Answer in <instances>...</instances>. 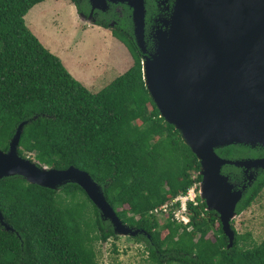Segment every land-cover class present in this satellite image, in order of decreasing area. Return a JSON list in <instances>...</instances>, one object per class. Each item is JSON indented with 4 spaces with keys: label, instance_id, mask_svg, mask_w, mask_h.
Returning <instances> with one entry per match:
<instances>
[{
    "label": "trees",
    "instance_id": "trees-1",
    "mask_svg": "<svg viewBox=\"0 0 264 264\" xmlns=\"http://www.w3.org/2000/svg\"><path fill=\"white\" fill-rule=\"evenodd\" d=\"M42 1L0 0V149H8L17 125L28 120L19 154L38 165L87 171L119 219L144 231L128 238L144 246L149 264H264V238L246 245L233 219L234 241L227 247L218 214L199 196L196 204L187 203V224L171 214L160 223L149 214L193 185L198 190L199 160L149 95L128 21L122 19L113 35L128 49L132 64L92 92L26 26L25 14ZM70 2L86 12V0ZM107 21L98 24L107 28ZM146 47L152 48L150 40ZM215 151L238 159L262 155L264 148L231 144ZM221 170L237 173L238 167ZM263 189L264 169L259 168L236 212L247 209ZM0 211L13 228L0 224V264H99L96 243L119 237L72 182L50 189L18 175L4 177Z\"/></svg>",
    "mask_w": 264,
    "mask_h": 264
},
{
    "label": "water",
    "instance_id": "water-1",
    "mask_svg": "<svg viewBox=\"0 0 264 264\" xmlns=\"http://www.w3.org/2000/svg\"><path fill=\"white\" fill-rule=\"evenodd\" d=\"M112 2L132 8L144 84L160 116L179 131L199 160L198 196L207 210L218 214L231 247L235 235L231 221L242 191L234 189L239 182L221 169L242 167L250 170L251 178V169H264V157L229 159L215 149L231 144L264 148V0H174L165 28L152 34L149 52L144 40V0H89L91 11L105 10ZM78 15L83 22L92 17V13ZM27 122L17 125L8 149H0V179L18 175L50 189L76 183L117 235L144 232L119 219L101 185L87 171L72 165L65 169L38 165L20 155L19 139ZM0 224L13 231L1 211Z\"/></svg>",
    "mask_w": 264,
    "mask_h": 264
},
{
    "label": "rangeland",
    "instance_id": "rangeland-1",
    "mask_svg": "<svg viewBox=\"0 0 264 264\" xmlns=\"http://www.w3.org/2000/svg\"><path fill=\"white\" fill-rule=\"evenodd\" d=\"M24 21L39 41L92 92L107 85L132 63L126 46L112 35L111 29L93 25L92 20L83 24L70 0L39 2L25 14ZM158 220L163 223L165 218L160 216ZM233 227L246 237V245L264 238V189L247 209L237 213ZM95 247L99 264H149L144 246L128 237L110 238L97 242Z\"/></svg>",
    "mask_w": 264,
    "mask_h": 264
},
{
    "label": "flooded vegetation",
    "instance_id": "flooded-vegetation-1",
    "mask_svg": "<svg viewBox=\"0 0 264 264\" xmlns=\"http://www.w3.org/2000/svg\"><path fill=\"white\" fill-rule=\"evenodd\" d=\"M173 4H174V0H144V9H145L144 11V40H145L146 45L150 40L152 42V48H153L152 34L158 28H162V29L165 28L164 23H166V20L170 18V15L173 9ZM84 7H85L86 12H82V13L86 14L87 16L90 13H92L91 20L92 21L94 20L93 25L95 24L99 25L98 21L108 20L107 28H110L112 30V35H113L114 29H117V28L121 29L120 23L122 19L125 18L128 21V25H130L131 27L132 35H130L129 38L130 39L132 38L135 42V37L133 33L132 8H130L126 3L112 2V3H108V6L105 10H99L95 8L93 11H91V5L89 3V0H86ZM78 13L79 12L76 10V14ZM84 23H86L87 25L86 21H84L83 24ZM152 48L150 50H147V47H146V50H147L146 52L151 51ZM140 54H141V59H142L143 54L141 51H140ZM260 157H264V153L259 156H247V157H242V158H260ZM251 170L253 174L251 178L248 177L250 170L248 172H245L242 167H238L237 173H233V172L227 173V175H229L233 180L239 182L238 185L234 187V189H241V191H243L246 189V187L251 185V183L255 180L256 175H257V170H254V169H251ZM237 174L239 175V177H236Z\"/></svg>",
    "mask_w": 264,
    "mask_h": 264
},
{
    "label": "built area",
    "instance_id": "built-area-1",
    "mask_svg": "<svg viewBox=\"0 0 264 264\" xmlns=\"http://www.w3.org/2000/svg\"><path fill=\"white\" fill-rule=\"evenodd\" d=\"M197 196L198 190L196 189V185H193L188 189L186 194H179L172 199L155 206L149 211V214H152L157 218L160 216L164 218L168 214H171V219L181 222L182 224H187L189 221V217L187 215V203L193 202V204H196Z\"/></svg>",
    "mask_w": 264,
    "mask_h": 264
},
{
    "label": "crops",
    "instance_id": "crops-1",
    "mask_svg": "<svg viewBox=\"0 0 264 264\" xmlns=\"http://www.w3.org/2000/svg\"><path fill=\"white\" fill-rule=\"evenodd\" d=\"M73 7H74V5H73ZM74 10H75V7H74ZM75 12H76V10H75ZM122 46L124 47V45H122ZM124 48H125V47H124ZM125 50L128 51V49H126V48H125ZM131 64H132V63H130V65H131ZM130 65L128 66V68L130 67ZM128 68H127V69H128ZM127 69H126V70H127ZM123 72H124V71H123Z\"/></svg>",
    "mask_w": 264,
    "mask_h": 264
}]
</instances>
